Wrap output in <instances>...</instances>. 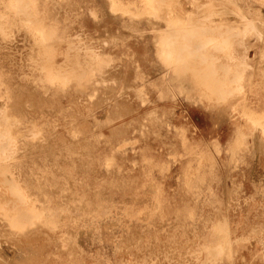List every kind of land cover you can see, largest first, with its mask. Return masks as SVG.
Here are the masks:
<instances>
[{
    "label": "rangeland",
    "instance_id": "rangeland-1",
    "mask_svg": "<svg viewBox=\"0 0 264 264\" xmlns=\"http://www.w3.org/2000/svg\"><path fill=\"white\" fill-rule=\"evenodd\" d=\"M15 1L11 8L0 0V21L8 24V34L0 33V96L13 92L12 116L31 127L19 133L37 145L8 170L40 181L41 196L53 204L40 212L51 220L24 237L0 220V264H264V134L240 137L244 119L234 124L229 109L238 102L244 118L264 123V0H235L231 13L230 1L210 0L234 28L247 17L259 31L233 46L245 80L231 97L211 80L216 93L201 95L186 65L172 68L159 58L158 42L176 34L165 19L174 12L184 21L183 5L192 12L193 0H152L159 18L137 16L145 0H118L132 9L127 14L113 12L110 0ZM33 30L50 42L49 56L53 42L58 47L54 65L66 89L50 88L49 75L34 67ZM4 103L0 98V108ZM34 126L44 130L46 145ZM220 225L229 233L228 253L212 260L207 249L216 250Z\"/></svg>",
    "mask_w": 264,
    "mask_h": 264
},
{
    "label": "bare ground",
    "instance_id": "bare-ground-1",
    "mask_svg": "<svg viewBox=\"0 0 264 264\" xmlns=\"http://www.w3.org/2000/svg\"><path fill=\"white\" fill-rule=\"evenodd\" d=\"M228 1H230L229 2L230 8L228 6L224 5L225 2L222 5H224L226 7V9L228 7L227 10H228V12L230 11V13H231V11L234 10V8H232V5L234 4L233 1H235V0H228ZM237 1H241V0H237ZM9 2H10L9 3L10 5L8 4V6L13 8L16 1L15 0H11V1L9 0ZM226 2H227V0H226ZM110 4H111V10L113 12H119L120 11V12H124V14H127L128 12L130 13L132 10L129 8L130 10L128 9V12H125L124 7L122 6V4L118 0H110ZM191 5H193L192 7L194 8V10L192 12H189L186 8V5H183V8H185L183 10L188 12V16L184 21L181 18H180L181 20H179V18H177V15H175L178 13L173 14L174 12L171 14L169 13L168 18L165 19V21L167 22V25L170 27H173V29L176 30V34H175V36H172V35L165 36L166 39H165V41L163 39V41H164L163 44L161 43L162 42L161 39H160L161 42L159 41L161 44H159V42H158V45H160V46H158V51H159L158 55H159L160 60L162 61V63H168L170 66H173V65L177 66L176 64L178 63V66H177L178 69H180V65H182V64L186 65L188 67V70H189L188 76H189V78H191V81L190 80H187V81L192 82L196 86V88L198 89V90L196 89L197 92L198 91L201 92V95L205 94V96L211 97L213 95L212 94L213 92H214V94L216 93L215 87H212V86L208 87L207 86L209 83H213V82L216 85V87L218 86L217 90H219L221 87L224 86L225 88L222 90L225 93H226V91H228L230 93V94L228 93L229 94L228 97H231L235 93H238V92L241 94V92L243 90L242 83L245 80V67H243L245 65V63L242 62L241 60H237V58H239L238 51L235 50V48L233 46L236 42H239V43L241 42L242 44L245 45V37L249 33H257L258 34L259 31L257 29V25L254 23V21L252 19H247V17H243L241 20V22L243 21L241 24L242 27L240 29L234 28L236 26H233L228 21H225L223 14H221L222 16L220 14H217V12L215 10L217 7L215 8V6H213V4H211L210 0H193V4H191ZM226 5H228V3H226ZM176 7L178 9L177 5L175 6V8ZM235 7H237V6L235 5ZM35 8L37 9V7H35ZM177 9H175V10H177ZM179 9H182V8H179ZM236 9L234 12L235 14H237L236 11H238ZM238 9H239V7H238ZM240 9H241V7H240ZM240 9H239V11H240ZM33 11H36V10H33ZM158 11H159V7L156 6V4H154V2H152V0H145L144 9L143 10H137L136 13H137V16L139 15V16L147 17L149 15H152V17H154V18H159ZM170 11H172V10L170 9ZM161 12H162V10H161ZM176 12H178V11H176ZM183 12H182V14H183ZM228 12H226V13H228ZM184 14H185V12H184ZM240 14L242 16H245V14H243V12H241ZM6 18H4V19L6 20ZM5 23L6 22H4V21H2L0 23V33H2L3 35L8 34V30L6 27V26H8V24H6V26H5ZM12 23L17 24L18 28H26L30 31L32 30L31 27H28L27 24H23V22L21 20H19L18 18H13ZM51 27L58 28L59 26H56V25L54 26V24H53ZM166 30H168V29H166ZM62 31L63 30H61V32ZM32 33H33L32 36H34V39L36 42V47H37V50L34 52L35 54H33L31 56L32 57L31 61L33 62L34 67L38 71L42 72L43 74L49 75L48 78L50 79V82H49L50 88H53L55 90H59V88L66 89L67 82L64 79V73L61 71L62 67L59 68L58 67L59 65L58 66L54 65L57 63L56 59L59 56L58 47L55 46V43L53 42L54 50H53L52 56H49V54H51V53H49L50 48L49 49L46 48V44L50 43L48 41V39L44 35H42V32L40 33L38 31L33 30ZM53 35H54V33H53ZM164 35H166V33ZM162 36H163V33H162ZM161 38H163V37H161ZM236 46H238V45H236ZM33 50H34V48H33ZM178 52H184L186 56H184V54H183V56H180V55L178 56L177 55ZM91 53L93 56L91 55ZM95 54H97V53H95ZM95 54H94V52H90L88 57H90L91 59L95 58ZM85 56H87V55H85ZM92 60H94V59H92ZM50 61L53 62V65H51V66L48 65V63H50ZM85 62H86V60H85ZM98 62H100V60H98ZM97 64L99 65V63H97ZM90 66H91V64H90ZM175 66H173L172 68H174ZM186 66H184V67H186ZM63 68H65V66H63ZM71 70H72V68H71ZM183 70H185V71H183ZM183 70H182L183 72L181 70H179V71L184 73V72H186L187 69L185 68ZM64 71H66V70L64 69ZM78 72H79V70H78ZM94 72H95V70H94ZM74 73H75V71H74ZM43 74H41V75H43ZM93 74H96V73H93ZM225 75H226V77L224 78ZM180 76H182V75L180 74ZM227 76H229V77L231 76L234 79L235 84L237 86L239 85L240 87L242 86V89H240V88L238 89V88L234 87L235 84L231 85L230 84L231 81H228L229 78H227ZM92 78H94V77L92 76ZM226 78H227V80H225ZM96 79H98V78H96ZM207 80L208 81L211 80V81L208 83ZM227 82L229 84H227ZM232 83H234V82L232 81ZM96 86H94V87H96ZM0 87H1V85H0ZM210 87H212V89H213L212 91H210L208 89ZM0 90H1V88H0ZM182 91H184V90H182ZM223 91H221V92H223ZM208 92H210L209 93L210 95H207ZM217 92H218L217 94H219V97L221 95V97L225 96V98H226L227 95L222 96L223 93H219L220 91H217ZM5 93L6 94H3L0 96V98L5 99L4 105L0 108V123L2 122L5 124V126L0 127V220L5 222L7 224V226L10 228L11 232L20 238V237L27 236L28 232L33 227H35L37 224L49 222V220H47V219L51 220L52 217L50 218L47 216H45V217L40 216V212L42 210H44L45 208H51L53 203H52V201L48 202L51 198L47 197V201H45L46 198L45 199L43 198L44 197L43 195L45 193L43 191V186H42V183L40 181L37 184H32L28 181V179L23 177V174H24L23 172L14 173V172H10L11 170H8V168L10 167V165L12 164L13 161L14 162L16 160L22 161L23 158L27 159L28 155L30 153V148L36 147L37 143H35V140L33 138H32L33 142H28L27 136H29V135L25 136V135L20 134L21 132H23V128L29 130L30 126L28 127L26 125L28 121H26V124H25V121H23L22 118L15 117V116H14L15 117L14 118L12 116L14 114L11 113L10 102H14L15 108L18 106V104H17L16 99L14 98V94L11 90H7V92H5ZM231 94H233V95H231ZM202 97H204V96H202ZM207 97H205L203 99H207ZM220 98H218V99L216 98L217 99V100L215 99L216 102H222V101L226 100L225 98H222L221 99L222 101H221ZM218 100H220V101H218ZM233 101H235V100H233ZM233 101L232 100H231V102L229 101L230 105ZM205 103L206 102H204V104ZM207 104H208V102H207ZM207 104H205V105L207 106ZM210 105L208 104V106H210ZM232 105H233L232 108L229 107V109H231L230 111L232 114V121L234 122V124L238 123V126H239V123H240L239 118L242 117L244 119V123H243L244 125L243 124L241 125L242 128L239 131L240 137H243V136L245 137V134L253 133L256 130H259L260 133L262 132L264 134V123L260 122V120L263 121L262 119H258V117H255V120L258 122L254 123L253 118H251L252 120L250 118H247V117L244 118V116L241 114V112L239 113L237 111V109H239L238 102H237V107H236V102L232 103ZM30 131L35 134L36 138H38V140L40 141V143L42 145H46L45 142L47 141V137L44 134V130L42 128H40L38 126L37 127L34 126L32 129H30ZM35 136H34V138H35ZM241 142L243 143L242 146L244 145V140L243 141L239 140V142H237L238 143L237 144L238 149L242 148ZM5 150H8V151H5ZM27 152H28V155H27ZM16 167L18 168V166H16ZM19 170H20V168H19ZM23 179H26V180H23ZM186 181H187V186L192 187L191 179L187 178ZM33 190L36 191L35 194L32 193ZM34 195L36 197L43 198L44 201L41 200L40 203H37L38 200H36L37 198ZM18 207H20V208H18ZM19 209L26 210L28 215H25V213L23 214L22 212H20ZM61 213H64V210ZM55 214H56V216H59L58 215L59 213L57 210L55 211ZM53 219L55 222L58 221V217L53 218ZM216 229H217V232L220 236V239L217 241V245L219 247L216 246L215 247L216 250L213 248H210V250L207 249L209 256L211 257L212 260H215V257L217 258V256L220 257V255H217V253L218 254L219 253H221V254L222 253L223 254L228 253V248L226 249L227 245L225 246L224 245L225 243L223 244V241L225 239L228 240V238H229V236H228L229 233H227L228 232L227 228L220 225V226H217ZM34 230H35V228H34ZM227 243H229V242H227ZM229 250H230V248H229ZM211 255H214L215 257L211 256Z\"/></svg>",
    "mask_w": 264,
    "mask_h": 264
}]
</instances>
